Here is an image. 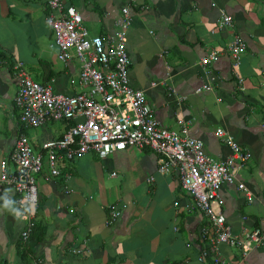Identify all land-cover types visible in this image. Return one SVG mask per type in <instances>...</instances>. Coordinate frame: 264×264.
<instances>
[{"label":"crops","instance_id":"1","mask_svg":"<svg viewBox=\"0 0 264 264\" xmlns=\"http://www.w3.org/2000/svg\"><path fill=\"white\" fill-rule=\"evenodd\" d=\"M66 1L77 8L91 36L112 35L129 11L132 87L145 93L165 129L177 130L184 120L190 135L202 140L217 161L232 155L218 129L251 153L238 173L250 195L237 185H224L223 212L237 236L264 228V0ZM47 5L48 0H0V166L9 163L20 132L39 152L43 143L66 131L65 123L55 121L39 128L20 126L16 63L56 92L80 90L71 79L78 78L81 65L76 57L59 59ZM221 11L233 18L231 27H219ZM236 35L247 44L241 87L228 51ZM212 50L220 52L219 60L204 68L200 60ZM208 82L212 91L198 93ZM158 159L149 149L130 148L60 160L59 176L38 177L39 202L31 207L36 220L28 241L21 238L27 217L17 219L0 204V264H212L199 261L207 219L196 212L176 171L158 172ZM6 195L16 207L15 192ZM113 211L120 217L108 225ZM217 249L234 264H264V245L246 257L226 244Z\"/></svg>","mask_w":264,"mask_h":264},{"label":"built area","instance_id":"2","mask_svg":"<svg viewBox=\"0 0 264 264\" xmlns=\"http://www.w3.org/2000/svg\"><path fill=\"white\" fill-rule=\"evenodd\" d=\"M47 6L46 19L60 49L59 59L68 62L76 57L81 65L78 78L71 79V85H79L80 90L74 94L56 92L51 85L33 80L24 64L14 65L20 79L15 97L20 126L39 128L55 121L65 123L66 131L62 138L43 143L39 152L23 131L19 133L9 163L3 162L0 166V204L5 199L10 200L6 193L11 190L18 196L16 208L22 213L25 208L36 205L39 202L38 177L44 173L48 178L59 176L60 160L72 161L92 152L109 155L130 148L149 149L159 157L158 172L168 175L176 171L182 189L193 197L196 212L207 219L201 229L206 247L199 257L200 262L210 259L212 264H234L219 254L217 246L220 244L240 249L243 257L263 246L264 228L237 236L223 212L225 201L221 190L224 185H237L250 195L245 183L238 180V173L250 160L251 153L228 137L223 129H218L219 137L230 146L232 155L225 161H217L206 152L202 140L190 135L189 124L184 120L178 121L177 130L163 127L145 93L130 83L127 40L132 19L129 11L125 10L124 16L118 19L115 33L104 37L91 36L77 8L69 6L66 0H48ZM232 25L233 18L221 11L219 27ZM246 50L245 40L234 36L228 51L234 78L240 87L244 83L240 74L241 59ZM219 57L220 52L212 50L200 60V65L208 68ZM170 91V95L175 94L173 89ZM204 91H212L210 82L197 92ZM183 100L180 98V103ZM153 180L150 178L149 182ZM24 215L27 225L21 238L26 242L35 227L36 217L33 211ZM119 217L120 213L113 211L108 225H113Z\"/></svg>","mask_w":264,"mask_h":264},{"label":"clouds","instance_id":"3","mask_svg":"<svg viewBox=\"0 0 264 264\" xmlns=\"http://www.w3.org/2000/svg\"><path fill=\"white\" fill-rule=\"evenodd\" d=\"M14 204H15L14 200L10 201V200L5 199L2 209L7 210L17 219L24 217V213H30L32 211V208H25V211L22 213L14 206Z\"/></svg>","mask_w":264,"mask_h":264},{"label":"bare ground","instance_id":"4","mask_svg":"<svg viewBox=\"0 0 264 264\" xmlns=\"http://www.w3.org/2000/svg\"><path fill=\"white\" fill-rule=\"evenodd\" d=\"M13 71H14V76L16 77V79L18 80V84L20 82V79L18 78L17 74H16V71L14 70V67H13Z\"/></svg>","mask_w":264,"mask_h":264},{"label":"rangeland","instance_id":"5","mask_svg":"<svg viewBox=\"0 0 264 264\" xmlns=\"http://www.w3.org/2000/svg\"><path fill=\"white\" fill-rule=\"evenodd\" d=\"M35 79V78H34ZM36 80V79H35Z\"/></svg>","mask_w":264,"mask_h":264},{"label":"trees","instance_id":"6","mask_svg":"<svg viewBox=\"0 0 264 264\" xmlns=\"http://www.w3.org/2000/svg\"><path fill=\"white\" fill-rule=\"evenodd\" d=\"M63 123V122H62ZM62 138V137H61Z\"/></svg>","mask_w":264,"mask_h":264}]
</instances>
